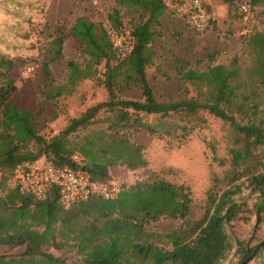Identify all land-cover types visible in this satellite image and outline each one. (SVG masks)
<instances>
[{
	"label": "trees",
	"instance_id": "16d2710c",
	"mask_svg": "<svg viewBox=\"0 0 264 264\" xmlns=\"http://www.w3.org/2000/svg\"><path fill=\"white\" fill-rule=\"evenodd\" d=\"M238 1L224 0L229 5ZM114 3L107 14L108 28L116 31L125 53L121 55L113 47L108 29L97 30L85 17L77 18L70 34L87 57L85 67L67 62L68 86L48 95L71 94L104 61L102 85L109 99L70 119L51 141L38 134L32 107L12 101L18 89L2 72H9L13 62L0 55V247L23 248L17 254H0V264H67L49 249L74 252V264H223L234 248L226 225L238 218L247 220L244 214L253 211L257 223L264 222V32L254 33L248 40L254 55L251 83L242 81L236 61L198 70L175 59L176 80L181 85L178 95L158 101L146 68L153 64L161 18L165 13L175 14L166 0ZM121 9L137 15L129 31L124 30ZM52 44L51 61L61 59L63 39L58 37ZM187 85L195 87V96ZM133 90L140 92V98L120 96ZM102 109L112 114L105 118L106 129L73 141L71 137L94 122ZM202 113L228 123L236 135L231 170L226 173L230 187L218 197L209 196L208 210L199 221L190 219L189 189L160 178L123 187L111 199L95 195L67 208L59 204L55 189L37 200L11 185L16 171L41 159L81 168L92 181L106 184L110 167H146L142 146L131 139L134 134L185 139L204 124ZM258 150L262 151L256 153ZM74 154L82 157L81 166L72 161ZM248 199H252L250 209ZM166 218L182 223L168 233L148 228ZM238 252L239 264L251 258L264 264V241L248 249L240 245Z\"/></svg>",
	"mask_w": 264,
	"mask_h": 264
},
{
	"label": "rangeland",
	"instance_id": "374dc122",
	"mask_svg": "<svg viewBox=\"0 0 264 264\" xmlns=\"http://www.w3.org/2000/svg\"><path fill=\"white\" fill-rule=\"evenodd\" d=\"M204 1L211 19L204 30L190 29L184 19L167 13L160 20L159 33L153 44V64L146 68L148 82L158 101H167L178 95L181 85L176 80L175 59L185 60L190 68L198 70L215 65L228 66L236 61L242 81L251 83L254 55L248 40L254 33L264 32V0H241L230 5L224 0ZM243 3L250 9L247 16L240 11ZM114 7V0H0V55L13 62L12 69L2 73L18 89L12 101L32 107L35 128L46 141L59 135L70 119L108 101V93L102 85L104 61L95 67V75L79 82L71 94L64 92L53 98L48 95L68 86L67 62L85 67L87 57L70 34L77 18L85 17L97 30L108 28L107 14ZM121 16L124 30L129 31L130 24L137 18L136 13L121 9ZM58 37L63 39L62 58L51 61L55 49L52 41ZM29 68L31 71L27 72ZM186 87L191 96L196 95L195 87ZM120 96L138 99L140 92L133 90ZM55 114L57 117L52 120ZM111 115L107 109H102L94 122L76 132L71 139L75 141L106 129L105 118ZM202 117L204 124L196 127L185 139L134 134L131 139L142 146L146 167L136 170L121 165L110 167L108 183L121 189L160 178L184 185L192 198L191 221L202 219L208 210L209 196L218 197L230 187L226 173L231 170L230 152L235 148L236 135L228 123L207 113H202ZM247 202L250 209L252 199ZM244 215L247 220L238 218L226 225L234 248L223 264L240 263V245L248 249L264 241V222L257 223L254 211ZM181 223V220L166 218L150 223L148 228L168 233ZM22 250L0 247V254L12 255ZM49 252L66 259L67 264H74L77 260L74 252L54 249ZM245 264L260 263L251 258Z\"/></svg>",
	"mask_w": 264,
	"mask_h": 264
},
{
	"label": "built area",
	"instance_id": "2783aa9c",
	"mask_svg": "<svg viewBox=\"0 0 264 264\" xmlns=\"http://www.w3.org/2000/svg\"><path fill=\"white\" fill-rule=\"evenodd\" d=\"M169 8L176 17L184 19L186 25L195 31L204 30L210 20V14L204 0H166ZM249 7L246 4L240 6V11L247 16ZM108 29L113 47L119 53L124 54L126 49L116 31ZM31 68L27 70L30 72ZM72 161L81 166L83 159L78 154L71 157ZM3 181V173L0 170V185ZM12 183L19 186L21 190L33 195L37 200L46 197L51 189H55L59 204L67 208L72 204L87 201L95 195L104 199L113 198L119 191L114 183L101 184L81 170L69 165H56L41 159L33 164L25 165L16 171Z\"/></svg>",
	"mask_w": 264,
	"mask_h": 264
}]
</instances>
